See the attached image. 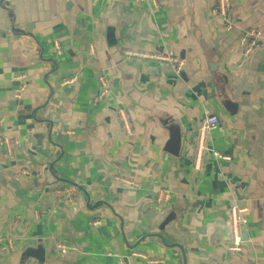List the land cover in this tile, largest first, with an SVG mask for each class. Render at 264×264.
Here are the masks:
<instances>
[{
    "label": "crops",
    "instance_id": "crops-1",
    "mask_svg": "<svg viewBox=\"0 0 264 264\" xmlns=\"http://www.w3.org/2000/svg\"><path fill=\"white\" fill-rule=\"evenodd\" d=\"M158 4L0 0V238L14 241L0 264H264V0H230L228 19L216 0ZM250 29L262 39L246 56ZM127 52L172 54L182 69ZM206 109L229 160L208 152L196 170ZM66 185L73 207L53 195ZM233 201L249 209L239 253Z\"/></svg>",
    "mask_w": 264,
    "mask_h": 264
},
{
    "label": "built area",
    "instance_id": "built-area-1",
    "mask_svg": "<svg viewBox=\"0 0 264 264\" xmlns=\"http://www.w3.org/2000/svg\"><path fill=\"white\" fill-rule=\"evenodd\" d=\"M136 4L149 6L153 9L159 8L158 0H135ZM230 11V0H216V7L213 10V14L223 18L228 19V13ZM228 30H231V26L228 25ZM262 39V32L257 29H250L243 33L240 39V48L246 56H249L254 49L257 47ZM127 59L137 58L145 63H169L177 67V71L182 69V62L178 61L172 54H144V53H133L127 52L125 54ZM24 78L16 79L22 80ZM110 92V84L106 76L100 77V95L99 99H102L108 95ZM119 123L123 130L131 137L135 134L133 132L131 119L129 113L125 109L117 111ZM205 119L201 129L199 130L196 143H195V157L194 166L196 170H201L203 167L204 157L208 152H211L216 160H229L228 157L218 153L211 143L212 133L218 128L220 120L218 116L210 109L204 111ZM2 126L3 123L0 120V137L2 138ZM6 147L5 156L7 158H12L13 156V145L15 142L11 139H5L2 143ZM26 175V174H24ZM126 185L131 188H138V186L133 182H126ZM53 195L57 198H66V202L73 207L76 205V198L79 195L78 188L74 186H62L53 189ZM158 196L160 200H170L171 193L167 190L161 189L158 191ZM249 209L247 207L241 206L237 201H233L228 212V226L231 237V247L230 250L233 253H239L242 251V246L245 243L244 235L247 232V213ZM14 241L13 239H3L0 238V248L13 250ZM70 251V246L64 241H56L54 244V252L61 256H65ZM147 259L146 257H144Z\"/></svg>",
    "mask_w": 264,
    "mask_h": 264
},
{
    "label": "water",
    "instance_id": "water-1",
    "mask_svg": "<svg viewBox=\"0 0 264 264\" xmlns=\"http://www.w3.org/2000/svg\"><path fill=\"white\" fill-rule=\"evenodd\" d=\"M59 199H63L64 201H66V198H59ZM171 219H173V216L171 215L169 218H168V220H171ZM170 222V221H169ZM168 223V222H167Z\"/></svg>",
    "mask_w": 264,
    "mask_h": 264
}]
</instances>
